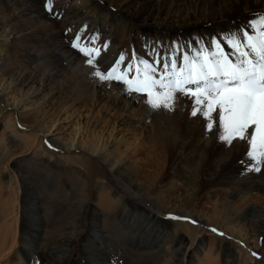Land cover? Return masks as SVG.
I'll use <instances>...</instances> for the list:
<instances>
[{"label": "bare ground", "instance_id": "1", "mask_svg": "<svg viewBox=\"0 0 264 264\" xmlns=\"http://www.w3.org/2000/svg\"><path fill=\"white\" fill-rule=\"evenodd\" d=\"M55 1L0 0V264H264V164L248 145L206 131L190 98L151 110L72 47L94 41L102 71L197 58L217 41L235 59L233 38L264 39V0ZM105 91L110 111L124 105L114 118L148 137L109 131L113 117L94 113Z\"/></svg>", "mask_w": 264, "mask_h": 264}, {"label": "snow or ice", "instance_id": "2", "mask_svg": "<svg viewBox=\"0 0 264 264\" xmlns=\"http://www.w3.org/2000/svg\"><path fill=\"white\" fill-rule=\"evenodd\" d=\"M48 2L50 4L51 0ZM259 23L264 25V14ZM260 36L264 38V30ZM244 37L246 39L233 38L227 45L235 53V59L217 41L207 55L201 56L205 51L201 49L197 58L184 54L162 59L158 64L140 61L135 69L126 64L120 75L116 74V66L102 71L94 63L100 53V49L91 47L94 41L85 44L76 36L72 47L85 55L92 74L101 82L122 80L129 94L145 95L151 110L171 111L182 97L192 99L190 115L203 118L206 131L213 130L215 124L218 139L225 145L235 140L245 142L249 147L246 155L259 171L258 166L264 164V39L253 42V37L247 33ZM119 59L123 61L124 57ZM140 64L144 65L143 69ZM125 72L131 74L128 79H124Z\"/></svg>", "mask_w": 264, "mask_h": 264}, {"label": "rangeland", "instance_id": "3", "mask_svg": "<svg viewBox=\"0 0 264 264\" xmlns=\"http://www.w3.org/2000/svg\"><path fill=\"white\" fill-rule=\"evenodd\" d=\"M58 1H60V2H65V3H67V2H69V3H74L76 0H56L55 1V3L56 2H58ZM142 13V14H141ZM147 13V10H145L144 12H140V15H141V18L142 17H145L146 14ZM113 14V13H112ZM141 24H143V22L141 21ZM107 94H108V91H105L104 93H101L100 94V97H101V99L99 100V106H98V108H96V110L94 111V113L98 116H100V117H103V118H105V119H110V118H112L113 117V119H111V126H110V128H109V131H113L114 129H116V130H119V131H121V134L122 135H125V136H127V137H129V138H132V137H134V136H141V134H143V136L146 138V137H148L149 136V132L147 131V132H145V133H143L142 131H139L140 130V128H138V123H137V120H134V122L131 124L130 122H126V123H123V122H121V121H119L118 119H116V118H114V117H116V116H119L120 117V119H122L123 118V116L124 115H122L123 114V112H124V105L123 104H121V105H119V106H117V107H115L113 110H112V108H110L111 109V111L108 109V107H106V106H108L109 105V101H108V98H107ZM184 98H187V97H184ZM139 101H140V99H139ZM110 105H111V103H110ZM105 107V108H104ZM81 108L82 109H84L85 107L83 106V105H81ZM81 109V110H82ZM109 110V111H108ZM84 114H86V113H84ZM113 120V121H112ZM118 121V122H117ZM124 121H126V119H124ZM62 125V128H61V132H60V136L61 137H67L68 136V134L67 133H69V132H71L70 130H71V128H69L68 126H66L64 123H62L61 124ZM104 126V125H103ZM136 129H138V131L136 130ZM2 132H4L3 131V127H1V129H0V136H1V134H2ZM131 133V134H130ZM147 141H148V139H146ZM12 166H14V165H12ZM223 190V191H222ZM221 191L222 192H224L225 191V189H222ZM212 200V201H211ZM210 203H215V199H210ZM153 206H155V205H153ZM210 205H208V204H204L203 206H202V208L203 209H207V212H208V210L210 209V207H209ZM152 206H150V208H151ZM148 208V207H147ZM152 210V209H151ZM197 210H199V211H201V209H197ZM162 212H160V211H158V214H157V212H156V214L158 215V216H160V214H161ZM176 217V216H175ZM161 218H163V216L161 215ZM162 220V219H161ZM160 220V221H161ZM178 222H180V223H183L184 221L183 220H181V217H178V220H177ZM178 222H176V223H178ZM191 226H195V225H193V224H190ZM234 226V227H233ZM195 228H197V227H195ZM226 228H230L231 230H235V225L234 224H229V225H227V227ZM19 229V228H18ZM20 230V229H19ZM238 231V230H237ZM180 234L183 236V237H187V235H186V233L184 232V231H182V232H180ZM207 234H209V235H211V236H214V237H216V238H218V239H222L223 241H222V245L223 246H230V245H228V244H230L232 241L230 240V238L227 236H225V235H223V234H221V233H213V232H208ZM219 234H221V235H219ZM249 237L251 238L250 240H253V234L252 233H249ZM203 238V237H202ZM203 240H205V241H207L208 240V242H207V244H205V245H203L205 248H207V247H209V245H210V240H212V238H208V237H206L205 239H203ZM264 238H259V244H260V246H262V245H264ZM187 243H188V245L190 246L191 245V243H190V239H187ZM196 244V243H195ZM194 248V247H193ZM195 250V249H194ZM226 253V252H225ZM254 253H255V255H254ZM263 252H260V251H258L257 252V256L259 255V256H261V254H262ZM250 254V256H251V258L252 259H255L256 260V252H253V253H249ZM263 255V254H262ZM258 258V257H257ZM235 264H241V263H238V259L237 258H235Z\"/></svg>", "mask_w": 264, "mask_h": 264}]
</instances>
